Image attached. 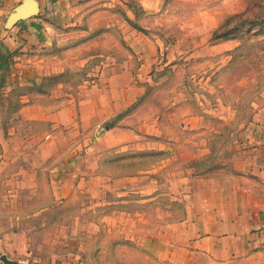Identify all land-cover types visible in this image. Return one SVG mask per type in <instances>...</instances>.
I'll return each mask as SVG.
<instances>
[{
  "label": "rangeland",
  "instance_id": "rangeland-1",
  "mask_svg": "<svg viewBox=\"0 0 264 264\" xmlns=\"http://www.w3.org/2000/svg\"><path fill=\"white\" fill-rule=\"evenodd\" d=\"M22 2L0 0V262L173 264L193 182L264 167V0H76L36 41Z\"/></svg>",
  "mask_w": 264,
  "mask_h": 264
},
{
  "label": "crops",
  "instance_id": "crops-1",
  "mask_svg": "<svg viewBox=\"0 0 264 264\" xmlns=\"http://www.w3.org/2000/svg\"><path fill=\"white\" fill-rule=\"evenodd\" d=\"M76 0H38L45 7H71ZM71 5V6H70ZM57 19L61 12H54ZM45 25V27H44ZM39 18L22 21V30L34 27V38L50 37ZM47 29V30H46ZM264 135V126L261 129ZM260 141L264 144V139ZM183 222L170 226L162 238L161 259L173 264H264V167L239 171L225 179L198 178Z\"/></svg>",
  "mask_w": 264,
  "mask_h": 264
},
{
  "label": "water",
  "instance_id": "water-1",
  "mask_svg": "<svg viewBox=\"0 0 264 264\" xmlns=\"http://www.w3.org/2000/svg\"><path fill=\"white\" fill-rule=\"evenodd\" d=\"M40 13L41 7L38 0H23V2L16 7L15 12L11 14L8 23L14 26L19 22L38 17ZM1 261L5 264H14V261L4 256L1 258Z\"/></svg>",
  "mask_w": 264,
  "mask_h": 264
},
{
  "label": "built area",
  "instance_id": "built-area-1",
  "mask_svg": "<svg viewBox=\"0 0 264 264\" xmlns=\"http://www.w3.org/2000/svg\"><path fill=\"white\" fill-rule=\"evenodd\" d=\"M0 264H5V263L1 261ZM14 264H40V263H38L35 259H33L31 255H28L24 259L14 261Z\"/></svg>",
  "mask_w": 264,
  "mask_h": 264
}]
</instances>
